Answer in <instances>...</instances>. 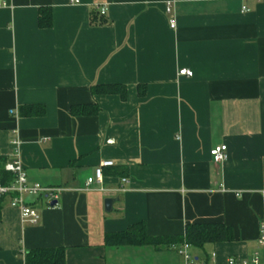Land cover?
<instances>
[{
  "label": "crops",
  "instance_id": "obj_1",
  "mask_svg": "<svg viewBox=\"0 0 264 264\" xmlns=\"http://www.w3.org/2000/svg\"><path fill=\"white\" fill-rule=\"evenodd\" d=\"M5 1L0 169L16 158L28 185L63 191L53 207L23 198L37 212L32 225L3 200L0 264L62 248L65 264H183L182 244L104 246L106 233L138 222L161 237L194 224L230 227L233 242L189 247L196 264L264 259V0ZM97 7L105 25H90ZM40 8L50 9L48 29L38 27ZM102 84L124 86L126 98L92 96ZM90 103L97 115H69ZM29 105L44 106V116L20 117ZM222 145L227 159L215 164L209 150ZM104 161L113 166L87 187ZM107 198L114 203L104 212Z\"/></svg>",
  "mask_w": 264,
  "mask_h": 264
},
{
  "label": "trees",
  "instance_id": "obj_2",
  "mask_svg": "<svg viewBox=\"0 0 264 264\" xmlns=\"http://www.w3.org/2000/svg\"><path fill=\"white\" fill-rule=\"evenodd\" d=\"M90 25L100 26L105 25L106 21L97 18L95 13H90ZM38 27L41 29H48L51 27V13L48 8H40L37 18ZM90 94L92 96L115 95L119 96L121 100L126 98V88L122 85H93L90 87ZM145 87L143 85L137 86V94L143 97L145 94ZM19 116L24 118L29 117H43L44 106L29 105L20 106L18 109ZM99 112L96 104L90 103L88 105H73L69 108V115L71 117L78 116H95ZM14 176L0 169V186L12 183ZM4 199L0 200V214L2 210V203ZM1 222V216H0ZM264 223V219L262 220ZM233 232L228 226L219 224H194L188 225L183 234L180 236H149L146 233V227L143 222L135 223L128 226L124 231L117 233H106L103 238L105 247L121 248V247H153L155 249H166L169 247H179L180 244H186L191 248H202L208 244H217L224 242H233ZM65 249H34L23 255L24 264H65L64 259Z\"/></svg>",
  "mask_w": 264,
  "mask_h": 264
},
{
  "label": "built area",
  "instance_id": "obj_3",
  "mask_svg": "<svg viewBox=\"0 0 264 264\" xmlns=\"http://www.w3.org/2000/svg\"><path fill=\"white\" fill-rule=\"evenodd\" d=\"M259 1V0H258ZM70 4H78L79 0H67ZM7 6L5 0H0V7ZM99 16L105 15V7L98 8ZM172 5L170 2L165 3L164 12L168 16L169 19V28L174 30L176 20L172 15ZM178 75L185 76L190 78L192 75L191 71L188 70H180ZM210 157L212 162L215 164H220L227 159V151L226 146H218L209 150ZM113 166V163L110 161H104L100 163L94 172V176L88 178L85 181L87 187H90L93 183H101L103 177L104 168H110ZM3 171L9 172L14 176V180L12 183L8 185L0 186V200L4 199L8 201V206L10 208L18 210L21 221L27 222L30 225L36 224L38 221V215L34 208L30 207L26 201H24V197H44L48 202L57 201V197L63 191V188H51V187H41L37 184H27L26 175L23 171V168L18 159H14L11 162H7L2 166ZM122 183H126L124 178L121 179ZM259 245L264 249V223H261L258 237ZM189 246L186 244H182L179 249H177V254L182 257L183 264H196L194 260H192L191 256L188 253ZM225 264H264V259H261L258 253H254V255L249 260L244 259H236L235 257H228L226 259Z\"/></svg>",
  "mask_w": 264,
  "mask_h": 264
},
{
  "label": "water",
  "instance_id": "obj_4",
  "mask_svg": "<svg viewBox=\"0 0 264 264\" xmlns=\"http://www.w3.org/2000/svg\"><path fill=\"white\" fill-rule=\"evenodd\" d=\"M113 203H114L113 199H110V198L105 199V201H104V212H109L111 210V206ZM56 204H57V202L53 201L50 203V206L53 207Z\"/></svg>",
  "mask_w": 264,
  "mask_h": 264
}]
</instances>
